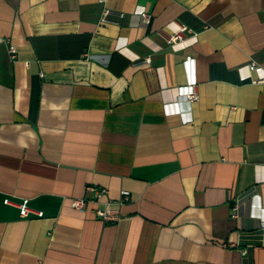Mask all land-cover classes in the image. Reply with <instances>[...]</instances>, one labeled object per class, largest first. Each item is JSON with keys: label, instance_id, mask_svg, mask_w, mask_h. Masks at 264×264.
Wrapping results in <instances>:
<instances>
[{"label": "crops", "instance_id": "crops-1", "mask_svg": "<svg viewBox=\"0 0 264 264\" xmlns=\"http://www.w3.org/2000/svg\"><path fill=\"white\" fill-rule=\"evenodd\" d=\"M187 60L190 121L163 110ZM250 64L264 71V0H0V264H264ZM89 187L104 193L73 208ZM121 190L118 220L98 219ZM22 199L43 216L21 219Z\"/></svg>", "mask_w": 264, "mask_h": 264}, {"label": "built area", "instance_id": "built-area-1", "mask_svg": "<svg viewBox=\"0 0 264 264\" xmlns=\"http://www.w3.org/2000/svg\"><path fill=\"white\" fill-rule=\"evenodd\" d=\"M135 15L139 16V18L147 22L148 21V14L143 10V8H137L134 12ZM189 30L184 25H178L177 29L170 33L169 35L165 36V41L168 44H175L178 41H181L184 38V35L188 33ZM7 53L9 59L11 61L16 60V50L12 45L7 46ZM148 59H145L147 61ZM186 65L192 64V69L188 71L187 82L183 86H180L177 89V99L174 102L167 103L163 105V110L167 115L179 114L183 117L184 121H190L191 116L189 115L190 110L189 107L183 108L180 106V102L186 103L188 106L192 101L197 100V93L195 91V77H194V68L193 62H189L187 60ZM189 69V67H188ZM247 70L249 72V77L253 83H264V71L257 68L254 64H250L247 66ZM254 74V76H252ZM89 191L93 193L92 198H76L72 200V207L77 210H86L90 203L95 202L103 193L104 190H101L96 187H89ZM129 201V192L127 190H121L119 198L111 203H106L104 207L99 208L95 207L92 211L93 214L105 223H114L119 218V208ZM5 205L13 204L8 198L3 200ZM15 206L18 209V215L21 219H27L30 217L41 218L43 216V212L33 207L29 206L27 199H22L20 202L16 203ZM232 218L237 217V208L234 207L231 213Z\"/></svg>", "mask_w": 264, "mask_h": 264}]
</instances>
